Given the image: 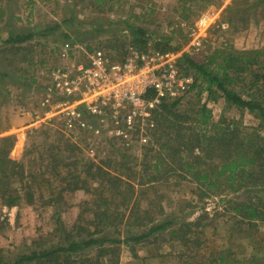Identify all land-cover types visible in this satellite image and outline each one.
<instances>
[{
  "label": "rangeland",
  "instance_id": "obj_1",
  "mask_svg": "<svg viewBox=\"0 0 264 264\" xmlns=\"http://www.w3.org/2000/svg\"><path fill=\"white\" fill-rule=\"evenodd\" d=\"M232 1L216 0L205 8H199L197 4H188L186 6L188 10L183 12L184 5L179 3V0L121 2L116 0L105 6L98 5L96 0H0V48L3 47V38L10 34L32 32L36 34L32 51L25 54V58L32 59L31 63L28 61L21 65L17 63L19 66L14 63L9 65L0 53V138L14 137V159L17 161H23L24 153L30 151V155L24 159L27 164L26 181L33 182L36 188L33 189L34 205L28 203L25 190L21 192L23 199L16 206H4L0 200V251L7 258L13 259L19 254L38 250L40 247L65 245L68 232L73 235L78 233L74 224L86 223L93 219V213L86 204L91 201V196L84 191L68 194L66 203L55 212L52 210L54 207L46 203L57 194H53L47 185L39 184L41 173L47 167L46 163L50 161L55 164L54 157L58 158L55 150L59 146L63 148V144L58 141L60 130L57 126H35L28 114L38 107L45 89L51 85L49 70L62 66L63 63L69 65L74 62H85L86 53H91L95 49H103L110 53L112 58L119 59L130 48L129 33L124 29L125 21L135 22L148 30L151 45L162 37H171L173 45L180 47L177 52L181 55L189 53L198 61H202L214 49L224 46L231 45L238 50L264 47V11L261 7L251 10L246 16V23L239 21L238 16L232 28L223 20L225 11ZM185 14L189 17L184 18ZM202 20L203 25L206 23L207 26L198 45V36L194 34ZM221 21L228 23L229 29L223 30L214 26ZM210 23L212 26L209 27ZM237 28L239 30H236ZM64 35H68L69 38H65ZM66 44L70 50V57L63 59L61 52ZM18 59L20 58H16L15 61ZM20 70L27 72L23 73ZM20 74L29 81L20 79ZM34 80L36 84H33ZM191 102L182 104L181 109L186 110ZM200 103L206 104L211 110V119L214 123L237 122L247 127H257L259 123L247 110L241 111L227 106L221 98L213 102L207 99V95H203ZM75 144L81 151L64 150L61 154L63 161L71 163L74 160L78 162L81 160L79 167L92 161L110 169L112 173H119V167L113 163L122 160L120 154L124 148L118 142H101L84 137ZM143 147L139 153L130 152L133 155L123 159V163L134 167V173L137 172L140 176L144 172L141 169L145 168L151 157L144 155L146 152ZM91 148L97 149L93 157L87 153ZM168 161L172 163L169 159ZM173 166L176 168L175 164ZM50 167L48 166L49 169ZM122 171L124 174L129 173L127 167H123ZM137 184L138 180L135 181L138 194L139 190L147 187H140ZM20 186L19 181L13 183V187ZM196 187L191 179L181 176V172L171 171L167 176H161V179L155 182V189H149L147 196L141 198L140 207L147 206V199L160 197L165 216L185 218L190 222L199 220L202 227L203 223H208L206 230L208 243L212 248L223 247L231 250L234 260H230V264H264V258L260 257L261 253H256L259 255L258 259L250 256L254 251L248 235H254L255 231L246 224L237 225L240 218H235L229 207H226V202L220 198L201 199L196 194ZM55 191L57 193L58 188H55ZM253 193L258 195L254 201L264 196L262 190ZM136 196L137 194L133 197V202ZM201 215L207 218L203 219ZM128 216L129 213L125 215L118 228H108L100 235L122 240L137 236L141 228L132 225L134 219L129 222ZM57 218L60 220L59 223L63 224L61 231L58 230ZM259 228L260 232L264 233V224H260ZM204 238L205 236L202 237ZM96 252L97 250L92 248L84 255L88 253L92 257ZM187 253L188 250L183 243L178 241L163 243L151 237L140 243L124 241L119 244L112 256L118 264H185V261H189L186 258ZM109 259L104 257V264H110ZM189 264L208 262L205 260L202 263Z\"/></svg>",
  "mask_w": 264,
  "mask_h": 264
},
{
  "label": "trees",
  "instance_id": "obj_2",
  "mask_svg": "<svg viewBox=\"0 0 264 264\" xmlns=\"http://www.w3.org/2000/svg\"><path fill=\"white\" fill-rule=\"evenodd\" d=\"M113 1L116 0H96L101 6ZM215 1L179 0V3L184 5L185 12L188 4L205 8ZM257 7L264 11V0H233L223 20L234 28L238 16L239 21L246 23V16ZM183 16L189 17L188 14ZM124 29L129 33V46L138 51L153 49L177 52L180 49L179 45H173L171 37H162L151 45L148 30L135 22L125 21ZM35 36L32 32L10 34L3 38V47L0 48L2 57L9 65L31 63L32 59L25 58V54L32 51ZM64 37L69 38L68 35ZM16 58L20 59L15 61ZM177 68L194 78L192 93L183 100L164 101L155 111L156 127L149 144L143 147L146 152L144 155H151L145 168L141 169L144 170L143 174L134 173V167L123 163L125 157L133 155L125 149L120 154L122 160L113 163L119 167V173H112L110 169L92 161L82 167H79L81 160L71 163L63 161L61 154L64 150L74 152L81 149L60 131L58 141L64 149L61 146L56 148L58 158L54 157L55 164L47 162L39 180V184L47 185L53 194H57L46 204L58 212L59 207L66 203L68 194L81 190L91 196V201L86 204L93 213V219L74 224L78 233L73 235L68 232L65 245L40 247L13 259L0 251V264H104V257L110 258V264H118L112 255L119 244L124 241L140 243L151 237L163 243H183L188 250L186 258L189 260L185 264L202 263L205 260L208 264H230L229 261L234 260L231 250L212 248L208 243V223H203L202 227L199 220L190 222L185 218L165 216L160 197L149 198L147 206L140 207L141 198L147 196L149 189H155V182L161 176H167L171 171H179L181 176L191 179L201 199L218 197L226 202L230 213L240 218L237 225L246 224L255 231L254 235H248L250 244H261L257 238L260 224H264V196L254 201L258 195L253 191H264V47L238 50L231 45L224 46L214 49L202 61L194 59L189 53H183ZM20 79L29 81L23 74H20ZM32 82L36 84V80ZM204 94L210 101L217 102L221 98L227 106L247 110L259 121L257 127H247L237 122L214 123L211 110L206 104L200 103ZM192 99L194 102H191ZM189 102L188 108L182 110L181 105ZM13 140V136L0 138V200L4 206H16L23 199L21 192L25 190L28 203L34 205L33 189L36 188L33 182L26 181L27 164L24 161L30 151L24 153L23 161L15 160ZM48 166H51L50 169ZM123 167H127L128 174H124ZM137 180L140 187L147 186L139 190V194L136 192ZM16 181L21 183L19 188L13 187ZM55 188H58L57 193ZM135 194L137 198L133 202ZM127 213L129 222L134 219L132 225L141 228L137 236L122 240L100 235L108 228H118ZM205 215H201V218H207ZM57 222H60L58 218ZM62 226L59 223L58 230L61 231ZM92 248L97 250L95 256L91 257L88 253L84 255Z\"/></svg>",
  "mask_w": 264,
  "mask_h": 264
},
{
  "label": "built area",
  "instance_id": "obj_3",
  "mask_svg": "<svg viewBox=\"0 0 264 264\" xmlns=\"http://www.w3.org/2000/svg\"><path fill=\"white\" fill-rule=\"evenodd\" d=\"M206 26L202 20L195 30L198 45ZM214 26L229 29L222 21ZM86 56L85 62L63 63L51 70V85L38 107L28 113L35 126H57L73 143L84 137L116 141L125 150L139 153L151 140L160 105L192 93L194 78L177 68L179 52H141L130 47L119 59L103 49ZM68 57L66 44L61 58ZM95 151L91 148L87 153L93 157Z\"/></svg>",
  "mask_w": 264,
  "mask_h": 264
},
{
  "label": "crops",
  "instance_id": "obj_4",
  "mask_svg": "<svg viewBox=\"0 0 264 264\" xmlns=\"http://www.w3.org/2000/svg\"><path fill=\"white\" fill-rule=\"evenodd\" d=\"M263 236H264L263 233L260 232L259 238H257V241H260L261 242L260 245H258V244H255V245L250 244L251 247H252V250L254 251L253 255L250 254V256H253L254 259L255 258L258 259V257H259V255L256 254V253H259V254L261 253L260 254L261 255L260 257L264 258V244H262V238H263ZM233 250H234V246H233Z\"/></svg>",
  "mask_w": 264,
  "mask_h": 264
}]
</instances>
